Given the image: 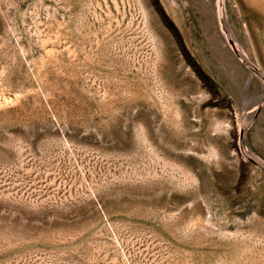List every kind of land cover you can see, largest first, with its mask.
<instances>
[{"label": "rangeland", "instance_id": "374dc122", "mask_svg": "<svg viewBox=\"0 0 264 264\" xmlns=\"http://www.w3.org/2000/svg\"><path fill=\"white\" fill-rule=\"evenodd\" d=\"M220 7L0 0V264H264V0Z\"/></svg>", "mask_w": 264, "mask_h": 264}, {"label": "bare ground", "instance_id": "6f19581e", "mask_svg": "<svg viewBox=\"0 0 264 264\" xmlns=\"http://www.w3.org/2000/svg\"><path fill=\"white\" fill-rule=\"evenodd\" d=\"M222 9L220 7V0H216V17L218 19V25L220 27V29L222 30V25H221V17H222ZM229 48L233 53H237L239 56H242L240 54V48L238 47V45L235 42H230L229 43Z\"/></svg>", "mask_w": 264, "mask_h": 264}]
</instances>
